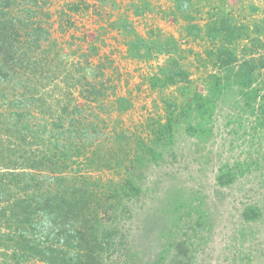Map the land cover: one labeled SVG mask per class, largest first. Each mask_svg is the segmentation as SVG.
Here are the masks:
<instances>
[{
    "label": "rangeland",
    "instance_id": "374dc122",
    "mask_svg": "<svg viewBox=\"0 0 264 264\" xmlns=\"http://www.w3.org/2000/svg\"><path fill=\"white\" fill-rule=\"evenodd\" d=\"M44 8L50 14L43 18L44 46L55 48L50 59L65 61L72 72L81 62L93 83L107 85L99 97L85 92L89 100L78 99L83 111L77 114L95 120L98 131L112 136L127 130L150 143L173 107L172 139L165 147L156 145L157 160L139 167L135 181L141 193L125 199L115 214L103 203L107 223L102 228L114 230L104 264H172L177 240L189 247L186 264H264V119L258 117L259 101L252 103L255 110L246 105L255 95L251 91L263 90L264 80L259 76L242 89L234 79L225 80L226 70L208 54L214 42L208 35L210 19L223 12L240 30L220 34L216 44L224 36L234 38L239 52L253 36L264 41V0H49ZM125 24L146 39L158 33L163 39L174 36L180 50L133 53L129 46L135 36ZM171 58L187 72L184 81L153 87L149 76ZM209 73L222 75V85L216 87ZM52 80L47 88H64L61 77ZM7 90L12 97L22 91L12 85ZM195 94L204 98L202 115L194 109ZM8 136L0 126V140ZM99 140L88 148L102 153L119 144L113 138ZM81 166L85 175L100 176V183L114 177L107 168ZM251 205L262 214L248 221L243 212Z\"/></svg>",
    "mask_w": 264,
    "mask_h": 264
},
{
    "label": "trees",
    "instance_id": "16d2710c",
    "mask_svg": "<svg viewBox=\"0 0 264 264\" xmlns=\"http://www.w3.org/2000/svg\"><path fill=\"white\" fill-rule=\"evenodd\" d=\"M48 1L0 0V105L5 108L0 109V126L9 135L8 140H0V264H104L114 230L102 228L107 223L102 207L108 205L107 212L115 214L125 199L141 193L142 186L135 181L139 167L157 160L161 153L156 145L165 147L172 139L173 107L167 108L168 118L159 123L150 143L127 130L114 131L112 136L101 133L95 120L89 122L86 114L78 115L83 111L78 99L89 100L85 92L99 97L107 85L93 83L94 77L88 76L81 62L72 72L63 66L65 61L54 56L50 59L55 48L44 46L48 31L43 25V18L50 15L44 10ZM210 20L208 35L214 42L208 54L214 56L215 66L226 70L225 80L234 79L245 90L259 76L264 80L262 38L251 37L237 52L239 45L232 46L234 38L224 36L221 44L215 42L220 34L239 33L233 17L223 12ZM125 27L133 34L131 26ZM134 36L129 50L136 54L141 48L146 54L180 50L174 36ZM186 75L177 58H171L149 76V82L153 87L156 83L166 87L184 81ZM60 77L64 88L58 84L47 88L49 81ZM207 77L215 79L216 87L222 85V75L209 73ZM9 85L15 91L22 89L21 93L10 96ZM252 92V102L246 105L255 110L253 104L259 101L258 117L263 120L264 88ZM193 100L194 109L202 115L206 111L204 98L195 94ZM190 105L181 108L185 110L182 116ZM99 137L98 143L113 138L119 144L102 153L89 149L88 144ZM84 163L88 168H107L114 177L100 183V176L80 172ZM261 214L260 207L252 205L243 212L248 221ZM172 246L176 250L172 264L188 263L186 241H174Z\"/></svg>",
    "mask_w": 264,
    "mask_h": 264
}]
</instances>
